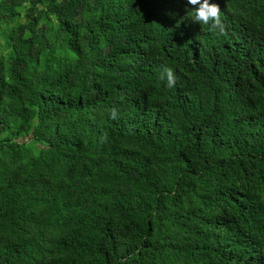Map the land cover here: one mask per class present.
Segmentation results:
<instances>
[{
  "label": "trees",
  "instance_id": "trees-1",
  "mask_svg": "<svg viewBox=\"0 0 264 264\" xmlns=\"http://www.w3.org/2000/svg\"><path fill=\"white\" fill-rule=\"evenodd\" d=\"M209 3L222 34L187 0H0V264H264V0Z\"/></svg>",
  "mask_w": 264,
  "mask_h": 264
},
{
  "label": "clouds",
  "instance_id": "clouds-1",
  "mask_svg": "<svg viewBox=\"0 0 264 264\" xmlns=\"http://www.w3.org/2000/svg\"><path fill=\"white\" fill-rule=\"evenodd\" d=\"M187 3L192 5L191 20L198 24L209 25L210 30L219 29V32L224 33L225 25L222 21V13L219 4L209 3V0H187ZM160 80L166 81V86L172 88L175 86L177 76L172 68L165 67L160 74ZM111 119L118 118V111L112 108L109 113ZM101 142L107 140V134L101 136Z\"/></svg>",
  "mask_w": 264,
  "mask_h": 264
},
{
  "label": "rangeland",
  "instance_id": "rangeland-1",
  "mask_svg": "<svg viewBox=\"0 0 264 264\" xmlns=\"http://www.w3.org/2000/svg\"><path fill=\"white\" fill-rule=\"evenodd\" d=\"M6 123H10V119L7 118V119H6Z\"/></svg>",
  "mask_w": 264,
  "mask_h": 264
}]
</instances>
